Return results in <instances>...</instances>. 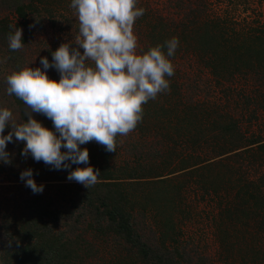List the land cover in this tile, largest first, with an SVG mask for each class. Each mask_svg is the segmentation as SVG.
<instances>
[{"label":"trees","instance_id":"16d2710c","mask_svg":"<svg viewBox=\"0 0 264 264\" xmlns=\"http://www.w3.org/2000/svg\"><path fill=\"white\" fill-rule=\"evenodd\" d=\"M10 8L18 24L0 20V45L5 48L9 68L0 87L6 91V78L28 65L23 48L10 50L9 34L17 28L25 30L26 44L31 26H43L51 20L54 27L58 24L55 18L66 11L63 0H12ZM144 9L148 33L143 52L176 37L179 46L169 58L173 65L183 53L191 51L218 84L234 82L241 76L252 79L259 74L264 78V29L253 20L242 26L232 16L204 18L183 27L181 23V31H177L175 22L157 16L146 5ZM68 10L72 15L68 26L74 29L70 34L75 39L79 22L74 9ZM73 41L62 40V44ZM72 46L77 47L74 43ZM58 48L46 47L43 57H52ZM80 51L83 53V49ZM174 75L166 77L171 91L164 92L170 93L162 92L146 103L136 129L117 136L115 152L106 151L95 141L80 146L89 150L87 165L55 170L43 161L38 164L30 154L22 156L25 142L14 138L7 145L11 163L0 161V264H100L101 260L114 264H190L191 253L182 248L173 220L178 205L175 194L179 198L183 188L173 182L183 174L195 177L197 184H210L205 186L207 193L220 201L215 227L223 263L264 264V173L259 178H246L243 184L231 180L227 190L217 184L222 179L224 156L231 153L237 156L238 151L248 148L244 152L258 155L264 166V139L244 136L233 123L208 133V115L204 118L206 114H202V119L197 116L203 109L197 111V105L176 101L175 97L182 94ZM9 97L17 111L15 122H26L27 106L15 95ZM38 116L43 126L49 123V129L55 130L46 116L33 113L37 121ZM151 118L159 125L151 123L155 127H147ZM194 122L206 131H191ZM10 131L7 127L4 135ZM139 135L147 136L146 143H138ZM128 138L133 141L128 143ZM126 145H133L135 150L131 152ZM89 166L100 172L98 182L89 189L67 179L70 171ZM28 169L33 170L37 185L44 186L42 193L34 194L21 181V173ZM170 175H176L175 179L167 177ZM150 215L157 227L151 235L147 231L153 227ZM241 226L245 233L239 235Z\"/></svg>","mask_w":264,"mask_h":264},{"label":"clouds","instance_id":"9594fccd","mask_svg":"<svg viewBox=\"0 0 264 264\" xmlns=\"http://www.w3.org/2000/svg\"><path fill=\"white\" fill-rule=\"evenodd\" d=\"M137 4L138 0H71L79 22L74 41L61 44L51 63L43 57L42 68L26 67L6 78L7 94L22 100L29 111L26 122L16 123L11 110L0 108V161L11 163L6 148L15 138L25 142L22 156L30 154L36 162L67 170L73 164H89V150H81V145L95 141L115 152L117 136L136 129L143 106L170 90L166 77L174 75V65L169 58L179 46L173 37L139 53L134 24L145 9ZM8 41L10 50L22 49L23 30L10 33ZM51 68L60 73L59 81L49 78ZM33 113L50 119L55 131L33 118ZM7 127L11 131L5 136ZM99 176L91 166L78 167L67 179L89 189ZM20 179L34 194L43 192L32 169L23 171Z\"/></svg>","mask_w":264,"mask_h":264},{"label":"rangeland","instance_id":"374dc122","mask_svg":"<svg viewBox=\"0 0 264 264\" xmlns=\"http://www.w3.org/2000/svg\"><path fill=\"white\" fill-rule=\"evenodd\" d=\"M70 3L71 0H63L64 10L66 11H64L63 16L55 18L58 20L56 26L53 27L51 20H47L43 26L34 24L30 27L31 33L30 37L28 36V43L23 47L28 61L27 67L42 68L40 61L46 47L55 45L60 47L62 40H74L71 37L72 34H70L74 29L68 26V21L72 19V15L68 10ZM11 5L12 0H0V20H7L8 23L14 26L18 24V20L10 8ZM145 5L157 16L166 21L175 22L176 27H178L177 31H181L179 27L181 23H183L181 26L183 27L188 22L192 24L194 20L224 18L226 16L234 17L233 19L242 26H247L253 20L256 26L264 29V0H138L137 7L140 6L144 9ZM146 15L147 12L145 11V14L138 18L134 24V33L138 37L139 47L137 51L139 53H143L147 44L148 31L144 25ZM75 17L78 19L76 14ZM25 33L26 31L23 30V35ZM183 54V57L180 56L174 61L177 89L182 94L181 97H178V95L175 97L177 98L176 101L180 99L183 103L197 105V111L203 109L201 114L197 112L199 114L197 116L202 119L204 116L202 114H206L204 118L208 115L210 122L208 133L217 130L221 125L233 123L244 136L264 139V78L259 74L252 79L241 76L234 82L218 84L216 79L199 63V60L193 56L191 51ZM52 59L53 57H48L50 63ZM7 72H9V68L7 67L5 48L0 45V83ZM47 74L50 79L54 76H60L55 68L48 69ZM2 87H0V108L11 110L13 119L16 121L17 111L11 100H8L10 97L7 95L6 89L1 90ZM170 91L168 92L170 93ZM168 92H164V94ZM162 99L166 98L162 97ZM38 121L42 122L43 120L38 116ZM48 121L51 120L48 119ZM157 121L151 118L147 127L154 128L155 125L151 123L159 125ZM48 124L45 123L44 126L49 129ZM190 130L198 134L206 131L205 127H201L198 122H194ZM136 139L140 140L138 142L140 145L148 140L147 136L141 138L140 135ZM131 141L133 139L128 138L127 142ZM126 146L131 152L135 150L132 147L133 145ZM245 149L238 151L237 156L233 153L224 156V166L221 168L222 179L220 178L217 183L219 187H222V190L231 187V180H237L238 182L241 180L240 182L243 184L246 178L255 176L259 178L264 173V166H261L262 160L256 154L251 155L252 153L244 152ZM40 163L41 161L38 162V164ZM36 171L42 172L41 169ZM167 177L175 179L176 175ZM198 181L201 180L197 179ZM173 183L174 186H183L182 195L178 198L175 194L178 205L173 211V220L179 232L182 248L191 253L192 258L188 262L190 264H224L215 227L220 201L207 193L205 186H210V184H197L195 177L186 174L177 176ZM148 217L150 218L149 224L153 226L151 229H147L151 235V231L157 230V227L153 222V216ZM162 220L163 217L160 216V221ZM240 229L239 235L245 233L244 226H241ZM244 239L248 240L247 235ZM241 243L245 248L246 245L243 240ZM250 260L251 257H249ZM100 262V264H114L102 260Z\"/></svg>","mask_w":264,"mask_h":264}]
</instances>
